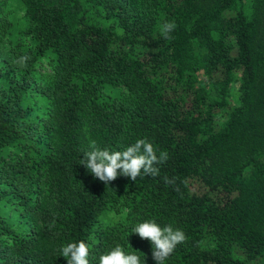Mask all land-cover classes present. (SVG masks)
Masks as SVG:
<instances>
[{"label": "trees", "instance_id": "obj_1", "mask_svg": "<svg viewBox=\"0 0 264 264\" xmlns=\"http://www.w3.org/2000/svg\"><path fill=\"white\" fill-rule=\"evenodd\" d=\"M5 1L0 264H67L81 240L89 264L117 244L155 264L145 220L187 237L165 264H264V0ZM137 139L168 153L157 176L106 186L81 165L92 140Z\"/></svg>", "mask_w": 264, "mask_h": 264}, {"label": "clouds", "instance_id": "obj_2", "mask_svg": "<svg viewBox=\"0 0 264 264\" xmlns=\"http://www.w3.org/2000/svg\"><path fill=\"white\" fill-rule=\"evenodd\" d=\"M175 29V24L164 23L161 26V34L165 39ZM28 56H20L14 61L20 67H26ZM89 151H86L81 160L91 175L106 186L118 177L130 178L135 182L138 177H155L159 169L155 166L165 163L168 159L166 151L157 155L153 144L145 139H137L135 143L123 151H110L101 149L95 140L90 141ZM171 183V181H166ZM132 233L139 236L141 240H147L152 246V259L155 264H165L177 245L186 241L185 233L180 229H174L171 225L161 227L154 220H145L137 223L132 228ZM60 254L65 258L67 264H89V245L83 240L68 243L62 246ZM135 252V251H134ZM98 264H141L140 257L136 254H126L123 248L117 244L115 247L99 256Z\"/></svg>", "mask_w": 264, "mask_h": 264}, {"label": "rangeland", "instance_id": "obj_3", "mask_svg": "<svg viewBox=\"0 0 264 264\" xmlns=\"http://www.w3.org/2000/svg\"><path fill=\"white\" fill-rule=\"evenodd\" d=\"M247 1V0H246ZM3 3V9L4 12H8V14H12V16H14L15 18H18L21 15V6L16 2V0H6ZM247 4H249V1H247ZM20 23H18L17 25H19ZM47 67L44 66V64H42L41 68L38 71V76H37V81L38 82H44L46 80V72H47ZM198 79L201 81L202 77L197 75ZM229 103L233 104L236 101V93H235V85H231L230 86V90H229ZM109 217H112L111 214L108 215ZM117 217V216H116Z\"/></svg>", "mask_w": 264, "mask_h": 264}]
</instances>
